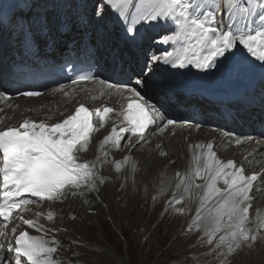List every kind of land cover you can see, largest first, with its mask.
<instances>
[{"label":"snow or ice","instance_id":"obj_1","mask_svg":"<svg viewBox=\"0 0 264 264\" xmlns=\"http://www.w3.org/2000/svg\"><path fill=\"white\" fill-rule=\"evenodd\" d=\"M58 7L63 11H56ZM130 8L135 10L130 13ZM219 11L228 12L227 19L219 16ZM5 27L10 28L21 48L29 51L42 41L49 48L53 47L55 35L70 37L78 33V39L68 40L66 50L84 59L72 62V76L64 78L70 80L73 91L82 82H91L100 86L101 95L116 96L125 103L121 104L119 112L110 106L90 109L79 103L72 114L56 123L48 122L51 117L39 121L24 118L19 126H3L5 117L0 115V225L5 226L0 229V264H59L62 258L55 254L60 242L51 233L66 229H49L41 223L45 218L54 221L58 215V210L51 205L63 203L70 197L80 198L91 210L93 201L88 195L94 194L99 199L100 187L109 179L100 175V167L108 163L109 149L121 150L126 133L130 134V141L135 138L133 148L143 146L149 142L148 133L153 126L156 132L163 133L176 123L147 96L152 83L151 68L162 63L172 68L193 66L206 70L231 59L232 70L239 74L255 63L249 56L237 57L238 52L246 49L250 57L261 62L258 66L264 81V0H244V3L241 0H136L135 3L134 0H61L59 5L54 0H22L11 17H0V29ZM144 27L165 34L148 35L141 31ZM113 32L117 43L110 52V68L122 77L115 82L98 78L93 71L98 63V45L93 43V35L104 37ZM148 41L170 45L174 51L157 55L147 46ZM120 49L128 51L137 61L139 70L127 67L128 61L120 55ZM139 54L145 57L142 64ZM26 83L23 74L13 73L8 87L25 98L44 95L36 90L21 91ZM157 86L171 98L178 94V86L171 82L161 81ZM68 89L69 85L59 84L51 92L69 97ZM11 99L13 97L0 86V101ZM113 114L119 118V127L112 123L111 131L98 142L94 159H82L94 134ZM232 142L238 145L242 140L234 138ZM156 147L159 149L160 145ZM196 147L206 148V151L193 157L195 168L182 176L176 173L179 179L175 187L179 191L166 207L180 204L194 187L198 190L199 207L189 229L203 222L209 244L213 243L216 233L223 231L217 247L227 245L228 252L232 253L257 240L247 225L254 199L250 192L261 174L246 176L242 165L237 166L232 159H220L213 142ZM112 163L117 173L129 163L132 172L137 170L131 153L120 160L113 159ZM196 179L201 183H195ZM181 192L184 195H180ZM177 195L180 199H176ZM44 203L49 205L47 211L26 218V214L32 212L30 205ZM175 211L183 213L184 209ZM67 218L75 219V216L70 213ZM256 219L257 230L264 229V213H257ZM9 224L13 225L10 231ZM22 226H27V230H20ZM30 230L41 234H31ZM70 259L79 260L80 264H101L99 258L87 253Z\"/></svg>","mask_w":264,"mask_h":264},{"label":"bare ground","instance_id":"obj_2","mask_svg":"<svg viewBox=\"0 0 264 264\" xmlns=\"http://www.w3.org/2000/svg\"><path fill=\"white\" fill-rule=\"evenodd\" d=\"M21 2L22 0H0V17H11L14 6L20 5ZM134 10V8H130L129 11L131 13ZM60 11H63V9L60 8ZM219 16L223 17L222 15ZM148 30V27L141 29L142 32ZM74 33L70 37L59 36L65 43H68V40L74 37ZM2 34L3 36L2 38L0 37V39H2L4 53L0 59L2 63V69L0 70V83L4 86H6L4 82L10 80L13 73H20L23 74L25 78L35 79L36 76L40 74V64L43 57L48 56L49 53L52 52L53 47H58L57 42H61L54 38V46L49 48L47 43L42 41L39 45L45 46L41 47L38 45V47H34L30 52L32 59H29L28 57L20 56L19 53L15 54V56L9 54L8 47H12L10 37L12 40L17 39L12 33L10 36L7 31L2 32ZM152 36H155V34H152ZM16 46L17 45L14 47ZM115 47L116 42H112L111 48ZM148 47H150L152 51H155L157 55H160L159 50L167 52V47L170 48L169 52L174 51V48L171 49V46L159 43H157L156 46ZM240 47L242 49V46ZM125 53L127 52L125 51ZM240 55L249 56V59L255 61V63L250 66L248 70L240 72L239 74L232 70L231 59L224 64H218L217 67L206 70L196 69L193 66H189L186 69L172 68L170 65H164L162 63L151 68V71L156 73L158 71L159 74L155 78L150 77L152 83L149 84L147 96L157 105L158 108L161 109L168 119H172L176 121V123L170 125L163 133L156 132L155 126H153V130L148 133L150 140L143 146L133 148L132 143H134L135 138L133 137L130 141L128 139L130 134L126 133L124 134V139L121 141V151L109 149V155L107 158L108 163L100 167V175L108 177L109 179L100 187L99 199H96L94 194L88 195L87 198L93 201L91 210H94L96 204H102L103 201L109 203L116 198L115 196L117 193L133 191L136 192L137 195H143L144 198H146V201L143 199L140 202L141 205L150 201L152 203L151 207L153 212L154 210L159 212L162 211V213L168 212L173 216L165 208L171 197L179 191L175 187L179 179L176 173L179 172L182 176L186 171L195 168L196 162L193 157L206 151V148H197V144L206 145L208 142H213L214 151L220 159L224 161L232 159L237 166L242 165L246 176H250L253 173L261 174V178L257 182H254V189L250 192V195H252L254 199L249 208L250 222L247 225L249 229L253 230V234L257 236V240L251 242L250 245L236 249L232 253H229L228 250H226L228 252L227 258L232 262V259L237 257V252L241 249L246 250L245 255L251 252L249 249H253L254 251L252 252L256 254L257 258L263 254L264 251L259 246L260 244H263L264 246V229L257 230L256 217L257 213H264V121H261L254 116L256 113L252 110L256 106H251V102L256 100L258 101L257 103L261 104L260 107H263L264 81L258 82V80L261 79V73L258 66L261 62L250 57V54L247 53L246 49H242V52L237 53V57ZM121 56H126L128 58L126 54H122ZM144 59L145 57L143 54H139L140 64L143 63ZM98 63L101 66V72L98 78L111 79L113 82L122 79L121 76L106 71L105 66L111 63L109 56L106 60L98 59ZM127 67L139 70L135 63L132 65L128 63ZM179 73H183V75H179ZM161 81L164 83L171 82L174 85L181 84L186 88L195 89L198 92L203 90L225 91L232 88L234 85L236 86L243 82L247 83L249 87L247 88L248 95L244 98V102L246 101V103L244 105H242L243 103L236 105L235 111L227 112L225 116L217 114L216 118H214L216 115L214 112H212V117L205 115L203 118L198 115L196 119H191L190 122H188L183 119L184 113L181 108L198 100L199 95L188 97L184 92L180 93L178 91L176 97L171 98L157 86L158 82ZM66 85H69V97H64L61 93H52L51 89L58 87L54 86L46 89L44 95L40 97H13L11 100L0 101V108L3 109V112L0 113V115L5 117L3 126H19L24 118L39 121L51 117L48 122L56 123L62 121L67 115L72 114L79 103H83L86 107L93 109L110 106L117 112L121 110V104L125 103L122 99L118 100L116 96H109L108 94L101 95V89L98 84H93L91 82L81 83V85L75 86V91H73L70 84ZM82 88L88 89V91H81L80 89ZM92 96H95L96 99H92ZM249 97L250 100H247ZM9 117L10 119H8ZM113 122L119 127V118L114 114L111 115L109 121L94 134L90 148L86 153L82 154V159L92 160L96 157L98 142L111 131ZM197 124L201 126L197 128ZM234 138H240L242 142L237 145L232 142ZM248 138H254V140H249ZM157 145H160L159 149L156 147ZM161 152H165L167 155H162ZM129 153H131L132 159L137 163V170L132 172L131 163H129L124 165L121 171L117 173L114 169V164L112 163L113 159L120 160L124 156L129 155ZM172 163H176V165L172 166ZM150 166L156 167V173L153 177L147 178L145 177V172ZM164 172H167L171 176V181L167 184V181L162 179L158 186L159 177ZM195 183H201V181L196 179ZM220 186H222V182ZM256 189L259 190L257 191ZM106 190H108V192ZM152 191L154 192L152 193ZM197 191L198 190L193 187L191 195H185L180 204H173L171 206L174 208V211L171 212L174 213H177L175 211L176 208L184 209V212L181 214L183 216V218H181L182 225L185 224V221L182 220L186 218H189L190 222H192L196 209L199 207ZM180 195L184 194L181 192ZM176 199H180V196L177 195ZM30 207L32 208V212L27 213L26 218H33L36 212H45L49 209L47 203L33 204L30 205ZM51 207L58 210V215L54 221H47L46 218L41 220V223L49 229H66L73 220L68 219V215L71 213L75 216V213L80 211L82 214L86 213V217H89L88 219L97 226V233L99 234L98 239L100 242L103 243L106 241L104 239L102 228L99 226V223H97L96 217L92 215V213H88V211L91 210H89L88 206H86L80 198L70 197L63 203L57 202L52 204ZM161 207L162 209H160ZM61 217H64V219L62 220ZM123 222V217L114 216L111 223V227L115 229L120 236ZM12 226L13 225L11 224L7 225L9 231ZM4 227V225H0V229ZM20 230H27V226H22ZM30 231L31 234H41L37 233L35 230ZM223 234V231L216 233L213 241L215 248L219 250L221 248L225 250V247H227V245L217 247L219 236ZM51 235H54L56 240L60 242L58 252L55 254L58 257L62 250L63 235L59 234V232H53ZM193 235V238L195 236H197V238L207 236L203 222H200L199 227H193ZM205 242L207 243V241ZM102 245L107 249L106 251H108L109 248L110 252H112L116 258H120L119 254H116L114 250L110 249L108 244L105 246L104 244Z\"/></svg>","mask_w":264,"mask_h":264},{"label":"rangeland","instance_id":"obj_3","mask_svg":"<svg viewBox=\"0 0 264 264\" xmlns=\"http://www.w3.org/2000/svg\"><path fill=\"white\" fill-rule=\"evenodd\" d=\"M60 1L54 0L55 3ZM241 3H244V0H241ZM225 15L228 17L229 13L225 12ZM253 18L255 17L250 19L253 20ZM163 34L165 33H158V35ZM172 164V166L176 165V163ZM155 173L156 167L150 166L145 172V177H153ZM162 179H165L168 184L171 181V176L167 172L161 174L158 186ZM106 191L108 192V190ZM132 192L117 193L116 198L109 203L103 201L102 204H96L94 210L88 211L96 217L97 223L102 228L106 240L103 243L98 239L97 226L88 219L89 217H86V213L74 212L75 219L66 227V231H59V234L63 235L62 250L58 256L62 259L59 264H80L79 260L74 261L70 258L74 255L79 257L83 253L99 258L101 264H264V252L257 258L256 254L252 252L254 250L249 248L250 253L245 255L246 250L241 249L237 252V257L230 262L227 258V247L225 250L215 248L213 243L205 242L207 236L193 238V228L189 229L190 219H183L185 224H181L182 213L171 212L174 211L171 206H167L165 209L173 216L168 212L162 213L157 210L153 212L150 201L141 205L140 202L143 199L146 201V198ZM114 216L123 217L121 236L111 227ZM79 241L84 243L81 244ZM105 243L116 254H119L120 258H116L109 248L106 251L107 249L102 245L105 246ZM88 245L95 247L90 248ZM259 247L264 251L263 244H260Z\"/></svg>","mask_w":264,"mask_h":264}]
</instances>
